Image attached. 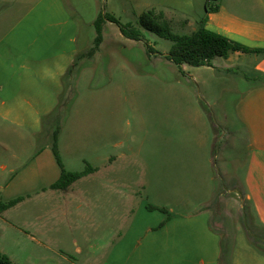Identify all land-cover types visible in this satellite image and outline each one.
Instances as JSON below:
<instances>
[{"label":"rangeland","instance_id":"obj_1","mask_svg":"<svg viewBox=\"0 0 264 264\" xmlns=\"http://www.w3.org/2000/svg\"><path fill=\"white\" fill-rule=\"evenodd\" d=\"M78 1L76 9L74 3ZM21 2L6 0L0 6V58H25L32 51L28 46L38 43L34 55L42 65L38 72L34 71V78L38 82L39 108L36 109L40 111L33 112L34 118L28 115L40 129L42 146L49 141L52 143L59 126L63 139L73 137L70 127L65 125L70 111L74 110V114L77 112L81 117V111H94L98 105L120 107L119 134L115 140L116 152L121 155V186L113 194L117 219H107L108 212H112L109 207L104 212H96L102 216L100 225L92 224L84 220L90 208L75 203V227L68 230L66 219L58 225L54 237L56 246L60 244L69 249L81 262L86 255L94 262L104 251L139 248L152 234H202L211 226V218L204 212L208 203L214 212L213 221L218 219L222 224L227 214L221 201L213 199L218 184L212 179L215 172L209 164L207 143L204 144L208 129L205 123L208 125L211 118L221 125L223 141L217 149L239 137L238 150L243 152L244 140L234 118L239 91H224L218 97L202 93L192 76H183L177 65L162 54L170 51L171 40L156 34L140 41L129 39L113 22L104 24L105 40L91 55L89 52L97 36L94 19L100 12L110 13L106 0H86L85 3L81 0H29L18 10ZM31 6L35 9L29 10ZM128 19L124 17L122 21L135 23L132 18ZM174 32L183 33L179 29ZM149 44L156 48L157 54L148 51ZM16 66L14 71L10 70L15 72L10 73L12 77H0L6 91L12 90L13 80L23 90V84L33 72ZM62 95L69 98L68 110L57 120L58 116L50 114ZM101 121L108 126L109 118L103 116ZM108 134L106 132L105 137L108 138ZM69 160L76 171L87 165L73 154L69 155ZM88 185L99 186L95 180ZM221 187V198L227 196L233 202L228 205L230 212L240 213L238 194L230 186V192L224 185ZM107 196L112 194L104 196L108 206ZM245 208L242 222L248 225L251 214L249 208ZM235 232L234 221L232 226L227 223L218 226L220 236L234 237ZM258 233L262 236L256 233L258 239H263L264 233ZM4 235V242L12 243L15 235L9 230H5ZM104 236L110 245L104 246ZM64 241L66 244L62 243ZM203 246L205 251L197 261L203 264L204 259L209 264L212 252L207 243ZM65 258L58 254L51 257L48 264H70Z\"/></svg>","mask_w":264,"mask_h":264},{"label":"crops","instance_id":"obj_2","mask_svg":"<svg viewBox=\"0 0 264 264\" xmlns=\"http://www.w3.org/2000/svg\"><path fill=\"white\" fill-rule=\"evenodd\" d=\"M5 1L0 0V6ZM21 1L18 10H22L29 2ZM81 2L85 3L86 0ZM74 4L78 9L79 1ZM106 4L110 14L123 24L133 22L122 21L128 17V20H135L133 25H137L141 13L155 9L164 14L173 31L179 29L182 34H191L205 20V26L212 31L252 48H264V0H106ZM208 7L216 9L208 10ZM34 9L35 6H31L29 10ZM109 22L107 20L104 24ZM104 40L105 36L96 51ZM28 47L32 51L25 58H0V77H12L11 74L15 72L10 70L18 68L16 65L33 71L28 76L29 81L23 84V90L14 80L12 90L9 88L6 91L3 83H0V94L3 95L0 96V201L22 198L0 213L1 254L7 255L14 264H48L50 258L58 254L66 257L70 264H199L197 258L205 251L203 244L207 243L212 252L209 264H220L222 235L218 234V226L226 223L232 226L234 221L236 232L234 237L231 236L230 264H264V241L261 243L263 247L256 244L246 223L242 222L244 209L248 207L251 214L248 226L253 236H260L258 232L264 233L263 52L232 51L226 57L216 56L211 65L193 66L184 63L181 69L177 66L183 76H192L206 95L218 97L224 91H239L234 118L238 125L237 131L244 140L243 152L238 150L239 137L233 142L229 138L230 144L225 142L223 148L217 149L219 142L223 141L219 131L221 125L211 118L209 126L204 122L208 127L204 144L207 143L209 164L215 172L212 179L218 184L213 199L221 201L227 214L222 224L218 219L213 221L214 212L211 203H208L204 212L210 216L211 226L202 234H152L139 248L131 246L122 252L104 251L99 260L94 262L89 261L86 255L87 259H81V262L69 249L67 251L60 244L56 246L55 232L65 219L68 221V230L74 229L75 203L86 204L90 208L84 220L92 224L100 225L102 216L96 212H104L105 208L112 209L107 219L116 218L114 210L117 205L115 207L113 194L119 191L122 173L119 165L121 155L116 152L118 143L115 140L119 134L120 107L114 104L98 105L94 111H81V117H78L77 112L74 114V110L69 112L68 124L65 125L70 127L73 137L63 139L61 130L58 137L64 167L76 171L69 160V155L73 154L95 167V171L73 182L67 189L52 188L51 184L61 175V167L51 141L42 146L40 129L36 127L35 120L31 121L33 112L40 111L36 109L39 108L36 91L38 82L34 76L42 62L34 55L38 43L32 42ZM168 53L162 54L166 56ZM10 94L11 97H8ZM28 114H32V118ZM103 116L109 118L108 126L101 121ZM106 132L109 133L108 138L105 137ZM228 135L232 137L230 131ZM92 180L99 186H89ZM223 185L229 192L230 186L238 194V199L240 197V213H231L228 205L233 203L232 200L227 196L221 198ZM105 194H112L107 196L108 206L103 200ZM5 230L15 235L9 245L4 242ZM106 238L104 236V246L110 245ZM62 243L66 244L65 241ZM203 264H206L204 259Z\"/></svg>","mask_w":264,"mask_h":264},{"label":"trees","instance_id":"obj_3","mask_svg":"<svg viewBox=\"0 0 264 264\" xmlns=\"http://www.w3.org/2000/svg\"><path fill=\"white\" fill-rule=\"evenodd\" d=\"M216 9L209 8L208 10ZM116 23L121 33L128 38L140 41L144 38H148L151 34H156L162 38L169 39L173 42L172 47L166 57L173 61L180 69L184 63H188L193 66L211 65V61L216 56H228L232 51L242 52H258L264 53V48H252L244 45L241 42L235 41L223 34L217 33L208 29L205 26V20L199 26V28L191 34H178L173 31L170 23L164 18L162 12H157L155 9H150L141 13L138 17L137 25L132 23H121L118 18L110 13L100 12L96 18L94 24L97 30V36L94 41V46L89 53L93 55L98 49L103 39V24L107 21ZM148 44V43H147ZM148 51L150 53L156 52V49L152 45H148ZM69 104V98L62 95L60 102L55 110L50 115L63 118L67 113V107ZM59 129L54 132L52 140V150L56 157V160L61 167V175L57 181L51 184L52 188L67 189L73 182L82 178L83 176L95 171V167L87 163L85 169L81 171H69L64 167L62 157L59 151L58 137ZM22 198H15L6 202L0 201V213L18 203ZM151 209H155L153 206H149ZM246 228L250 232V236L254 242L260 247H263L261 243L263 239L253 236L249 226ZM232 238L227 237L225 234L221 238V255L220 264H230V254L232 250ZM0 264H14L12 260L5 254L0 253Z\"/></svg>","mask_w":264,"mask_h":264}]
</instances>
